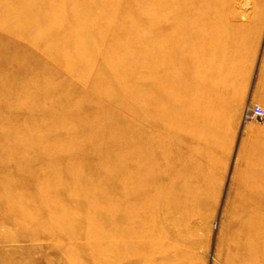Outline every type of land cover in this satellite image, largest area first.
I'll return each mask as SVG.
<instances>
[{
    "label": "rangeland",
    "instance_id": "obj_1",
    "mask_svg": "<svg viewBox=\"0 0 264 264\" xmlns=\"http://www.w3.org/2000/svg\"><path fill=\"white\" fill-rule=\"evenodd\" d=\"M200 1L0 0V264H264V0Z\"/></svg>",
    "mask_w": 264,
    "mask_h": 264
},
{
    "label": "bare ground",
    "instance_id": "obj_2",
    "mask_svg": "<svg viewBox=\"0 0 264 264\" xmlns=\"http://www.w3.org/2000/svg\"><path fill=\"white\" fill-rule=\"evenodd\" d=\"M198 4L199 5L191 7L193 9V11L191 9H187V12H186V10H185V12L187 14V16H185L186 23L189 24V23L195 21L196 15H198V14H194V12L199 11L200 12L199 14L205 15L203 17H208L207 21H209L211 24L212 18L217 17L216 11L212 10L213 9L212 5L214 4L213 1H211V3H210L208 0H204V2L200 1ZM204 8H205V10H209V12H205ZM212 12H215V13H212ZM210 14H212V16H210ZM210 17H212V18H210ZM212 24H211V26H213ZM197 29H198V27L195 28V31H197ZM226 42L227 43L224 46H227L228 41H226ZM222 43H223V41H222ZM230 53H231L230 58L228 60L225 59V58H227L226 56H224L222 58V64L225 62H228L229 63V69L233 70V68H234L233 60L239 54L238 47H236V46L231 47ZM216 63H217V59H216ZM204 93H205V96L200 97V99H198V102H200L202 105V109L200 107L199 111L194 113V117L197 119L195 121V123H192L191 121L188 120V121H186V123L176 127V129H178V131L181 130V131H185V132L189 133L192 137H194V139L206 141L207 143L212 144L215 142V136L213 135V133H215L216 130L219 129V127H218L219 122H220L219 121V119H220V117H219L220 113L219 112H220V108L222 105V100L217 98L216 94H214L212 90H210L208 92L204 91ZM152 105L155 108V110H159L158 105L156 103L152 102ZM249 108H247L245 111V118H247V119L251 118V117L262 118V117H258L256 115H253L250 112L251 109L249 110ZM190 117L191 116L189 115V118ZM211 153L212 152L208 150V151L204 152V155L209 156V155H211Z\"/></svg>",
    "mask_w": 264,
    "mask_h": 264
},
{
    "label": "built area",
    "instance_id": "obj_3",
    "mask_svg": "<svg viewBox=\"0 0 264 264\" xmlns=\"http://www.w3.org/2000/svg\"><path fill=\"white\" fill-rule=\"evenodd\" d=\"M251 109V113L253 115H256L258 117H262L264 119V109L258 105H253L252 107L249 108V110Z\"/></svg>",
    "mask_w": 264,
    "mask_h": 264
}]
</instances>
